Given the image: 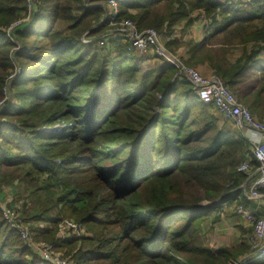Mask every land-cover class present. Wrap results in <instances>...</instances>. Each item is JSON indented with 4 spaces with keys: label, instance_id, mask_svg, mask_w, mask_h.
Returning a JSON list of instances; mask_svg holds the SVG:
<instances>
[{
    "label": "trees",
    "instance_id": "obj_1",
    "mask_svg": "<svg viewBox=\"0 0 264 264\" xmlns=\"http://www.w3.org/2000/svg\"><path fill=\"white\" fill-rule=\"evenodd\" d=\"M107 2L31 0L30 10L26 0H0V264H51L6 224L7 198L34 241L75 264H229L249 255L243 243L212 250L201 234L242 191L239 165L257 166L246 132L201 103L163 58L143 68L147 56L112 38ZM118 8L117 22L156 30L174 57L185 48L182 65H207L264 124V0ZM195 22L203 40L173 38ZM65 221L81 234L69 230L60 242Z\"/></svg>",
    "mask_w": 264,
    "mask_h": 264
},
{
    "label": "built area",
    "instance_id": "obj_2",
    "mask_svg": "<svg viewBox=\"0 0 264 264\" xmlns=\"http://www.w3.org/2000/svg\"><path fill=\"white\" fill-rule=\"evenodd\" d=\"M26 1L29 8H31V0ZM126 1L129 0H108L107 2L104 19L109 20L108 25L115 28L110 34L117 35L119 38L127 41L128 44L130 43L136 54L141 57L151 54L152 56L163 58L172 64L178 71L177 76L187 79L191 84L197 99L201 103L212 106L223 119L230 122L237 130L249 132V135L246 133V136L254 147L252 154L257 166L255 169H252L253 166H250L246 161L239 165L238 172L246 174L248 179L245 182L247 185L242 186V191L233 200V208L235 213L245 223L255 225L251 243L258 244L261 242V247L257 248L258 250L253 247L250 255L241 260L230 261L229 264H249L252 261L262 260L264 258V220L258 221L261 218H256L255 209L243 207L240 204V197L242 194L247 201H259L264 196L262 194L264 190V124L257 121L249 110L238 102L237 97L216 76H203L199 71L182 65L176 57L167 51L162 36L156 30L146 29L139 32L135 24L130 20H120L117 22L119 14L118 5L120 2ZM103 44L104 40L100 42V45ZM253 134H256L257 138ZM248 184L250 185L249 190L246 189ZM10 201L11 199L7 198L3 203L1 213L4 221L11 229L16 230L20 237L33 250L37 251L43 260L51 264H75L72 260H64L61 255L57 254L53 244H47L43 241L33 242L30 230L23 227V221L16 212L18 210L10 206ZM78 229L79 227L72 222L61 224L59 227V237L62 238L60 240H64L67 237L69 230H77L78 232ZM80 234V231L76 233V235Z\"/></svg>",
    "mask_w": 264,
    "mask_h": 264
},
{
    "label": "rangeland",
    "instance_id": "obj_3",
    "mask_svg": "<svg viewBox=\"0 0 264 264\" xmlns=\"http://www.w3.org/2000/svg\"><path fill=\"white\" fill-rule=\"evenodd\" d=\"M30 10H31V8H30ZM29 16H31V13H29ZM111 28L113 29L112 31H114L115 28H113L112 26H111ZM111 28H110V30H111ZM112 38L114 39V38H119V37L117 35L116 36L113 35ZM174 54L177 55V51ZM13 66H14V69L15 68L18 69V67H16L15 64H13ZM142 67L144 68V66H142ZM203 69L205 70L207 68L205 66H202V67L196 68L195 70L199 71L200 74L203 75V76L214 75L212 73L205 75V73H203L201 71ZM18 71L19 70L15 71L12 75H10V78H12L13 76L17 75ZM1 107H2V105L0 104V110L2 109ZM245 185H247V183L243 184V186H245ZM249 188H250V185L248 184V186H246V189L249 190ZM11 191L16 194L18 192L17 191V186H16L15 190L7 188V190L4 191L5 194L8 195L7 197L12 196ZM249 202L250 203H254L256 205L254 207V208H256L254 210L255 211V215L261 216L260 217L261 219H258V221L264 220V196L259 201L258 200H249ZM240 204H241V202H240ZM2 205H3V203L1 204V207H2ZM233 205L234 204H231L228 209H225V211H222V213L220 214V221L219 222H216V223L207 222V224L205 226H203V230H201L202 231L201 234L203 235L204 242L212 250H216L217 248H220V247H233V246L236 247V246H238V245L243 243V244H247V246L249 247L250 253H252L253 247H255L256 249L261 247V242H259L258 244L257 243H255V244L251 243V239L254 236L253 233H254L255 225H252L250 223H245L244 220L239 218L236 215V213H235V211L233 209ZM13 207L16 208L17 206H13ZM243 207H245V206L243 205ZM16 212H17L19 218H21V220H23L22 215L18 211H16ZM64 223H69V221H65ZM28 224L29 223H26V224L23 223V227H26L29 230V225ZM248 230L250 232H248ZM83 232H84V230H83ZM30 234H31V238H32L33 242H36V241H34L35 240L34 239V233L31 232ZM56 236H57V238L59 239L60 242L64 241V240H60L62 237H58V236H60L59 231L56 233ZM39 242H41V241H39ZM43 242L47 243V244H51V243H48V242H45V241H43ZM56 253L61 255L64 260L69 259V258H67L68 255H64V251L56 250ZM250 253H249V255H250ZM245 257L246 256H241V257H239L238 260H241L242 258H245ZM233 260H237V259H232L231 262ZM252 262H250L249 264H252Z\"/></svg>",
    "mask_w": 264,
    "mask_h": 264
},
{
    "label": "crops",
    "instance_id": "obj_4",
    "mask_svg": "<svg viewBox=\"0 0 264 264\" xmlns=\"http://www.w3.org/2000/svg\"><path fill=\"white\" fill-rule=\"evenodd\" d=\"M204 37H205V32L203 30V25L201 22H195L190 28H185V29L183 28V24H182L181 26L177 27L173 33V38L179 39L181 42H185L187 40H193L195 42H200L201 40H203ZM175 57L181 63V59L186 58V49L180 48L177 51V55ZM181 64H183V63H181ZM161 65H162L161 60L153 57L151 54H148L147 58H145V60H143V62H142V66H144L145 69L146 68L147 69L148 68H155V67H159ZM205 67L207 69L201 70L203 73H205V75L211 74V73L214 74L213 70L208 68L207 65H205ZM246 133H247V135H249V132H246ZM253 136L257 138L256 134H253ZM229 206H230V201H225L221 206V210L225 211V209H228ZM250 206L253 207L252 209H256V208H254L256 206L254 203H250Z\"/></svg>",
    "mask_w": 264,
    "mask_h": 264
},
{
    "label": "water",
    "instance_id": "obj_5",
    "mask_svg": "<svg viewBox=\"0 0 264 264\" xmlns=\"http://www.w3.org/2000/svg\"><path fill=\"white\" fill-rule=\"evenodd\" d=\"M129 48H130V50H131L132 52H134V49H133V47L130 45V43H129Z\"/></svg>",
    "mask_w": 264,
    "mask_h": 264
}]
</instances>
